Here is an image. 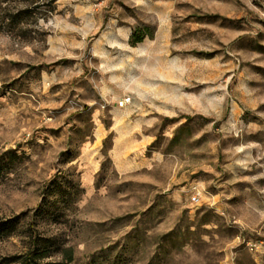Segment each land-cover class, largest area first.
Segmentation results:
<instances>
[{"label":"rangeland","instance_id":"rangeland-1","mask_svg":"<svg viewBox=\"0 0 264 264\" xmlns=\"http://www.w3.org/2000/svg\"><path fill=\"white\" fill-rule=\"evenodd\" d=\"M32 250L264 264V0H0V264Z\"/></svg>","mask_w":264,"mask_h":264},{"label":"trees","instance_id":"trees-1","mask_svg":"<svg viewBox=\"0 0 264 264\" xmlns=\"http://www.w3.org/2000/svg\"><path fill=\"white\" fill-rule=\"evenodd\" d=\"M144 37H145L144 34H138V33L132 32L129 37V43L131 45H135L137 43H140ZM41 257L43 256L39 255L38 253H35V251L32 250L29 253V255L23 259L21 263H17V264H40L38 259H40Z\"/></svg>","mask_w":264,"mask_h":264},{"label":"built area","instance_id":"built-area-1","mask_svg":"<svg viewBox=\"0 0 264 264\" xmlns=\"http://www.w3.org/2000/svg\"><path fill=\"white\" fill-rule=\"evenodd\" d=\"M130 103V98L129 97H124L123 99H121L120 101L117 102V106L118 107H123L127 104Z\"/></svg>","mask_w":264,"mask_h":264},{"label":"crops","instance_id":"crops-1","mask_svg":"<svg viewBox=\"0 0 264 264\" xmlns=\"http://www.w3.org/2000/svg\"><path fill=\"white\" fill-rule=\"evenodd\" d=\"M129 35H131V34H129ZM129 37H128V39H129ZM115 68H118V69L120 68V62H119V60L117 61V64H116ZM140 91H142V88H140V89L139 88L138 89H134V93H139ZM119 99H121V97H119Z\"/></svg>","mask_w":264,"mask_h":264}]
</instances>
